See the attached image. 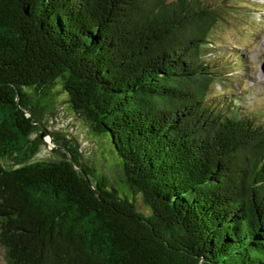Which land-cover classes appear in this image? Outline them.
Listing matches in <instances>:
<instances>
[{
    "label": "trees",
    "instance_id": "1",
    "mask_svg": "<svg viewBox=\"0 0 264 264\" xmlns=\"http://www.w3.org/2000/svg\"><path fill=\"white\" fill-rule=\"evenodd\" d=\"M220 5L0 0L6 264H264V121L216 95ZM59 78L90 130L112 138L131 195L64 136L56 156L32 160L53 131L28 88Z\"/></svg>",
    "mask_w": 264,
    "mask_h": 264
},
{
    "label": "rangeland",
    "instance_id": "2",
    "mask_svg": "<svg viewBox=\"0 0 264 264\" xmlns=\"http://www.w3.org/2000/svg\"><path fill=\"white\" fill-rule=\"evenodd\" d=\"M207 1L213 4L221 3L220 6L226 15V19L220 22L214 31V37L211 39L214 43L209 44L212 48H217V52H222L221 55L226 54V57L215 56L214 64H228L227 70L220 72L223 81H218L215 85L216 95L238 96L237 104L247 105V109L258 112L257 115L264 121V73L261 66L264 60V0ZM28 92L32 101L44 108L48 130L53 131L43 133L44 143L32 160L56 156L57 151L61 149L60 141L63 140L57 136H64V139L66 137L79 143L84 160L94 165L98 174L103 173L114 181L121 194L131 195V191L121 179L122 158L118 155L112 138L106 132L90 130L71 108L67 94L62 88V78L57 79L45 93H37L33 88H28ZM5 163L9 164L10 161L6 160ZM137 203L140 210L149 212L139 197ZM0 264H6L5 249L1 244Z\"/></svg>",
    "mask_w": 264,
    "mask_h": 264
},
{
    "label": "water",
    "instance_id": "3",
    "mask_svg": "<svg viewBox=\"0 0 264 264\" xmlns=\"http://www.w3.org/2000/svg\"><path fill=\"white\" fill-rule=\"evenodd\" d=\"M261 66H262V71H263V73H264V60H263ZM42 136H43V134H42ZM84 174H85V176H86L87 181H88L89 183H91V179L89 178L88 174H87L86 172H84Z\"/></svg>",
    "mask_w": 264,
    "mask_h": 264
}]
</instances>
